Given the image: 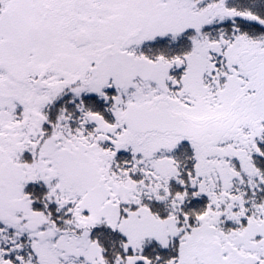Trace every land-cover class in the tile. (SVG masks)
<instances>
[{"label": "snow or ice", "instance_id": "6c2138e0", "mask_svg": "<svg viewBox=\"0 0 264 264\" xmlns=\"http://www.w3.org/2000/svg\"><path fill=\"white\" fill-rule=\"evenodd\" d=\"M0 264H264V0H0Z\"/></svg>", "mask_w": 264, "mask_h": 264}]
</instances>
